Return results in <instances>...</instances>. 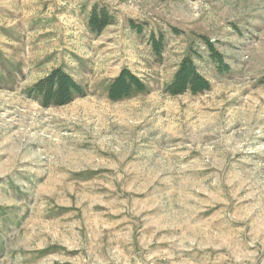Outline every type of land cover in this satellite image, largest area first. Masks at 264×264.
Wrapping results in <instances>:
<instances>
[{
    "label": "rangeland",
    "instance_id": "1",
    "mask_svg": "<svg viewBox=\"0 0 264 264\" xmlns=\"http://www.w3.org/2000/svg\"><path fill=\"white\" fill-rule=\"evenodd\" d=\"M94 8L155 23L146 70L25 47L26 28L81 35ZM190 52L209 87L171 94ZM124 68L144 88L112 100ZM55 69L85 93L44 105L30 90ZM122 216L139 250H118ZM65 262L264 264V0H0V264Z\"/></svg>",
    "mask_w": 264,
    "mask_h": 264
},
{
    "label": "crops",
    "instance_id": "2",
    "mask_svg": "<svg viewBox=\"0 0 264 264\" xmlns=\"http://www.w3.org/2000/svg\"><path fill=\"white\" fill-rule=\"evenodd\" d=\"M88 19L89 16L87 17V25H84L81 35L77 37L75 35H71L68 38H63L62 36L64 35L60 33H52L49 35L50 29L47 27H33L30 29L26 28L25 30L28 31V34L26 35L25 47L28 48L29 45L31 49H33L34 45H38L39 50L37 51L39 53L55 52L60 50L62 47H65L68 48L70 52L80 54L83 58H89V61L93 62L96 68L98 66L103 69H120L123 66H129V68H135L136 71L141 67H143V70L147 69L149 64L146 62V57L150 58V56L149 53H147V47L145 48L143 46V43L146 45L147 42H144L145 39L142 40L141 38H144L146 33H149L153 38V35L155 34L153 31L155 23H150V20L149 23L145 25L144 23H141L145 21L139 17H136L138 21L135 20V22H128L127 19H123L120 16L116 18L114 15V21L111 24L104 26V28L97 33L91 30L90 25L88 26ZM162 35L163 37L155 36V41L160 40L162 42V40L165 38L164 34ZM34 36H38L39 39L34 38ZM177 41L178 39H175V41H172V44ZM161 45L162 44H160L158 48L159 53H162L163 47ZM149 47L152 48V40L151 43L149 42L148 44V48ZM81 50L85 53L78 52ZM145 50L146 53L144 52ZM152 50L153 48L150 49V52H152ZM174 50L184 52L185 48L181 45H174ZM4 55L9 57L6 53H4ZM185 56V54L179 56L178 65L176 67H179V64ZM64 59L67 60L68 63H71V60H69L66 56H64ZM119 69L117 74L119 73ZM123 218L127 217L122 216L119 219L121 223H123ZM142 220L139 225L135 227L137 233H139V231L145 227V224L142 222ZM124 225L125 231H123V228L120 229L121 232H125L124 235H120L124 242L117 240L118 250L123 252L126 249L127 246L125 248L124 246L129 243V238H131L132 243H136V250H139L140 245H142V240H144L143 237H140L139 235L136 238H134V235L133 237H129L128 233L133 232L132 226L134 227V225L131 224V227L129 223ZM124 237H126L127 240ZM121 245H123V249L121 248ZM63 264L71 263L65 262Z\"/></svg>",
    "mask_w": 264,
    "mask_h": 264
},
{
    "label": "trees",
    "instance_id": "3",
    "mask_svg": "<svg viewBox=\"0 0 264 264\" xmlns=\"http://www.w3.org/2000/svg\"><path fill=\"white\" fill-rule=\"evenodd\" d=\"M92 11L90 28L93 32H100L104 26L114 21V16L107 15L103 9L96 10L94 8ZM98 13L104 14V17H97L96 14ZM207 44L208 46L211 45L209 40ZM153 45L158 49L159 41L154 40ZM212 55L215 58L222 59L219 53L213 48ZM194 63V55L191 52L182 59L178 70L173 76V80L167 85V90L171 94H182L188 90L200 92L209 87V83L199 73ZM222 66H224L223 61ZM134 88L141 90L144 88V83L135 73L124 68L112 81L109 87V96L112 100L129 97ZM30 92H40L42 94V103L44 105H50L66 104L75 96L84 94L85 90L64 71L55 69L48 76L39 80Z\"/></svg>",
    "mask_w": 264,
    "mask_h": 264
},
{
    "label": "built area",
    "instance_id": "4",
    "mask_svg": "<svg viewBox=\"0 0 264 264\" xmlns=\"http://www.w3.org/2000/svg\"><path fill=\"white\" fill-rule=\"evenodd\" d=\"M200 46L202 49H205V45H203L202 43H200Z\"/></svg>",
    "mask_w": 264,
    "mask_h": 264
}]
</instances>
